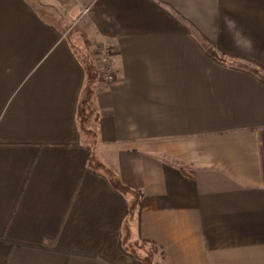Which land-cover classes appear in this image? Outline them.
<instances>
[{
    "label": "crops",
    "instance_id": "1",
    "mask_svg": "<svg viewBox=\"0 0 264 264\" xmlns=\"http://www.w3.org/2000/svg\"><path fill=\"white\" fill-rule=\"evenodd\" d=\"M130 237L264 264V0H0V264H144Z\"/></svg>",
    "mask_w": 264,
    "mask_h": 264
},
{
    "label": "built area",
    "instance_id": "2",
    "mask_svg": "<svg viewBox=\"0 0 264 264\" xmlns=\"http://www.w3.org/2000/svg\"><path fill=\"white\" fill-rule=\"evenodd\" d=\"M89 8L84 9V13H87ZM113 54V50L108 45H102L97 52V62L102 68V79L104 82L111 83L116 79V73L111 69L110 60Z\"/></svg>",
    "mask_w": 264,
    "mask_h": 264
},
{
    "label": "rangeland",
    "instance_id": "3",
    "mask_svg": "<svg viewBox=\"0 0 264 264\" xmlns=\"http://www.w3.org/2000/svg\"><path fill=\"white\" fill-rule=\"evenodd\" d=\"M76 29H74L75 31ZM99 49V48H98ZM129 251L131 252V254L135 255L136 253L137 254H144L146 257L144 259V264H155V262L153 261V256H151V249H147L146 247V250H143L140 246V244L138 245L137 242L134 243L132 241V238L130 237V240H129ZM143 250V251H142Z\"/></svg>",
    "mask_w": 264,
    "mask_h": 264
},
{
    "label": "trees",
    "instance_id": "4",
    "mask_svg": "<svg viewBox=\"0 0 264 264\" xmlns=\"http://www.w3.org/2000/svg\"><path fill=\"white\" fill-rule=\"evenodd\" d=\"M204 38V37H203ZM204 40H206L207 41V39H205L204 38ZM201 46L203 47V48H205V46L203 45V44H201ZM211 55V57L214 59V60H216L217 62H219V63H221V64H228V57H229V55L228 54H225L223 51H221V50H219V49H217V51H216V53L215 54H210ZM140 210V209H139ZM138 219H139V217H138ZM151 245H153L152 243H150Z\"/></svg>",
    "mask_w": 264,
    "mask_h": 264
}]
</instances>
